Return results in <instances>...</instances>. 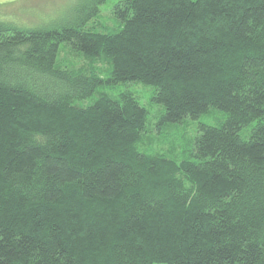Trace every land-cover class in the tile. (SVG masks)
Here are the masks:
<instances>
[{"label": "trees", "instance_id": "16d2710c", "mask_svg": "<svg viewBox=\"0 0 264 264\" xmlns=\"http://www.w3.org/2000/svg\"><path fill=\"white\" fill-rule=\"evenodd\" d=\"M113 14L112 32L0 19V264H264V0ZM130 83L155 88L159 126L226 118L187 159L142 152L149 111L98 91Z\"/></svg>", "mask_w": 264, "mask_h": 264}, {"label": "rangeland", "instance_id": "374dc122", "mask_svg": "<svg viewBox=\"0 0 264 264\" xmlns=\"http://www.w3.org/2000/svg\"><path fill=\"white\" fill-rule=\"evenodd\" d=\"M121 0H0V19L10 21L26 29L54 30L85 23L86 30L112 32L118 29L114 18V7ZM96 4V5H95ZM90 10V11H87ZM88 14L94 15L89 20ZM70 47L61 45L59 63L64 67L84 65L79 54H73ZM105 68L101 63L99 65ZM106 72L101 73L106 77ZM99 93L112 98L122 92H132L149 111L147 131L140 146L142 152H158L166 157L182 161L191 154L192 140L198 135L202 125L220 126L225 118L224 112L212 108L207 115L198 119H184L168 126H159L164 106L153 100L155 88L143 84H121L112 88H100ZM97 92L80 106L92 104L99 96Z\"/></svg>", "mask_w": 264, "mask_h": 264}]
</instances>
